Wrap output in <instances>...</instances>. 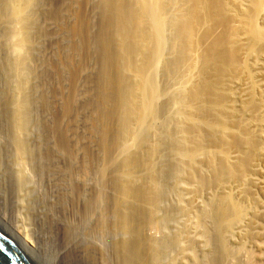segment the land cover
<instances>
[{
    "label": "bare ground",
    "instance_id": "bare-ground-1",
    "mask_svg": "<svg viewBox=\"0 0 264 264\" xmlns=\"http://www.w3.org/2000/svg\"><path fill=\"white\" fill-rule=\"evenodd\" d=\"M0 32V128L19 170L50 164L60 204L49 211L70 202L82 225L96 216L94 234L121 241L120 264H162L157 241H207L208 256L191 264H228L252 242L258 260L246 253L235 264H264V180L254 177L264 165V0H0ZM17 169L13 188L24 196L34 185ZM26 196L15 221L0 215L47 261L57 249L50 264L63 263L64 250L34 229ZM167 203L184 222L158 217ZM51 220L52 241H77L74 219ZM235 227L251 241L232 249Z\"/></svg>",
    "mask_w": 264,
    "mask_h": 264
},
{
    "label": "rangeland",
    "instance_id": "rangeland-1",
    "mask_svg": "<svg viewBox=\"0 0 264 264\" xmlns=\"http://www.w3.org/2000/svg\"><path fill=\"white\" fill-rule=\"evenodd\" d=\"M0 37H1V35H0ZM47 43L48 44H45L46 45L45 47H47V49H48L49 46H50V43L49 42H47ZM44 49L47 50L46 48H44ZM43 53H45V51ZM42 55H44V54H42ZM42 55L40 54V56H42ZM2 79L4 80V78H2ZM258 81L261 84H263L262 81H264V77H262V78L259 77L258 78ZM38 110L39 111H37V116L40 119L41 117H44L45 114H42V113H44L43 111L40 112V110H42V109L38 108ZM3 128L4 127L2 125V128H0V146L2 145L6 149L4 147L2 148L5 151V152H2L3 153V156L5 155L4 156L5 158H2L4 160H3V162L2 161L0 162V212H1V214H3V215L5 214L4 216L7 215L8 220L10 219V221H12L13 220V216H12L13 215V211L17 209V206H16L17 203L16 202L19 199L25 198V196L29 193V197L26 196L27 197L26 200L28 201V199H29V201H31V202H29V204L32 205V203H33V206L36 204V206H34V214L37 216V212H40L41 211V214L39 213L38 216H37V217H39V219L36 218V216H34L35 219H38V221L34 219V222H36V223L33 224L35 226L31 225V228L33 226L34 229H36L39 232V235L40 236H43V235L46 236L45 239H47V238L49 239L50 238V240H51L52 243L55 242L54 246H58V248H60L62 251L64 250V252H65L64 258L65 259L62 260L63 263L65 261L64 264H67V263H69V264H88V263L89 264H120V261H119L120 255H118L117 244H119V242H121V241H113L114 239L112 237L110 238V236L108 234L104 233V232H102L101 234H94L95 227H96L97 223H99L98 220H97V218H96V216H93V219L88 224L84 223L82 225L81 221L79 222V220H78L79 219V215L78 216H75L76 214H74L75 217H73V213L74 212H72L70 210L68 211V207L70 205V202H67L64 207L61 205L63 207L62 210H61V206L60 205L58 206V207H60V209L57 207L55 209V212H52V211H54L53 208H52V210L50 209L51 214L55 213V214H53L54 219L52 218V215L49 216V213L46 214V212H50L47 207L50 206L53 202L54 203L56 202L55 203L56 206L58 204H60V202L57 204V201L59 199L56 198L57 197V194H56L57 192L55 193L56 189L54 190V188H55L54 185L55 184L53 185V183H52V180H53V178L51 177L52 175L50 176L49 173H47V171L45 170L46 166L48 167V166H50V164H46L45 162H42L40 160L38 162H35L34 165L31 164L32 167L30 165L28 167V164H26L27 167H28L27 169H25L26 167L24 165H22L23 166V168H22V166L19 164L20 169L21 170L23 169L22 171L24 172V174L26 173L27 174L26 176H28L30 179L27 178V177L26 178L29 181H32L33 182L32 183V182L26 181V183L29 184L28 186H30V185L33 186L34 185L33 186L34 188L32 187L31 190H30V188H28L27 185H26L25 186L26 188L24 189L25 192L23 191V194L25 193L24 196H21L22 194L19 195L17 193V191L15 190L16 189L15 187H16L17 183L15 182V176H13L16 173L13 174V170L16 172V169L18 168V165L16 166L15 164H17V162H19V160H18V157H15V154H17V153H14L16 151L14 150V147L11 145V140H13L12 137H11V133L9 132V129H7V127H5L4 129ZM10 145L13 148H11ZM9 146H10V149L8 150ZM97 158L98 157H96V163H95L94 169H98V167H99L98 166L99 163H98ZM157 158H158V160H156V161L158 162L157 163V166L158 167H163V166L167 165L166 162L169 159H167L168 158V153H166V151L161 152L157 156ZM40 162L45 163L44 164L45 166L43 165L44 166L43 167L44 169L40 167V164H41ZM14 166H16V167H14ZM36 166H38V167H36ZM14 168H16V169H14ZM28 169H30V170H28ZM42 169L44 171H46L45 172L46 175L47 174L49 175V176L47 175L49 179L46 177V175L43 172H41V175H40V171H42ZM255 169L257 171V173L255 172V176H254L257 179L256 183L257 184L258 183H262L263 180H264V174L262 173V170L264 169V165H259V166L255 167ZM17 170H19V168ZM21 170H19V171H21ZM31 170H32V172H31ZM52 170H54V169L52 168ZM33 173H34V175H33ZM31 174H32L34 180H32ZM11 176L13 177V180H11L12 179ZM24 177H25V175H24ZM42 177H43V179H42ZM50 179H52V180H50ZM35 180H37V181H35ZM168 180L169 181L167 182V187L169 188L171 186V184H173L174 179H168ZM10 182L12 184H13V182H14V184L15 183L16 184L12 186V184ZM7 183H9V184H7ZM257 184L255 185V187L256 186H258V187L257 188L254 187V189H255L254 191H257L258 194H257V192H255L256 193L255 196L257 198H259V199H262L261 188L259 186V185L262 186V184H259V185H257ZM11 189L14 190L15 192L14 191H11ZM29 190H30V192H28ZM210 191H212V190H210ZM210 191L208 189L207 193L205 192V201H206L207 197H209ZM13 193H14V195L16 197L13 195ZM184 194L186 195L187 198L191 196V194L188 193L187 190L184 191ZM235 194H236L235 196H236V198L238 200L241 199L242 202H244L243 200H246L242 194L240 195L238 193V189L235 191ZM17 195H18V197H17ZM13 197H15L16 200ZM30 197L33 200L36 198V200L38 202L35 201V200L33 201ZM66 197L67 198H65V199L72 200L69 196L66 195ZM55 198L58 199V200L55 201L56 200ZM13 199H14V201H13ZM54 203H53V207L55 206ZM26 204H27V202H26ZM245 204L247 206H249L250 209H251V210H249V213L250 212L253 213L254 209H253V205H251L252 208L250 206L251 202H246L245 201ZM43 205H45V206H43ZM41 206L44 207V208L42 209ZM51 207H52V205L50 206V208ZM14 208H16V209H14ZM161 208H160V210L158 212V217L169 219V223H172L173 222L172 221L173 220V216H177V219H179V222H184L185 219H186V217L185 216L182 217L183 215L181 216V214L179 212H175V209H174L172 203L171 204H169V203L164 204ZM35 209L40 210V211H37L36 210L37 211L36 212ZM60 210L63 211L62 214H60L61 213ZM43 212L46 215L49 216V217L47 216L48 217V220H46L47 218L44 217L46 215ZM69 212H72V213L69 214ZM56 213H59V215L58 214L56 215ZM60 215L62 217H60ZM42 216L44 217V219H43ZM57 216H59L58 217L59 220H58ZM68 216H69V218L71 217L70 219H74L73 222H76V224L75 223H71L72 220L69 221L70 219H68ZM77 217H78V219H77ZM60 218H64L65 220L67 219L66 220L67 224L68 223L69 224H75V226H74L75 228H77V229H78V227L80 228L79 230L76 229L77 231L74 230V231H76L75 233H77V235L79 233V235H78L79 237L78 236H74L77 241H75V240H72V241H52L50 235H52V233H53L54 230H53V227L52 228L49 227V225L51 224V223L49 224V222L52 219L51 221H55L56 220L55 223L56 222L58 223V221L60 222L62 220V219L60 220ZM64 219L62 220L63 223L65 222ZM43 220H44V223H43ZM13 221H15V219ZM77 221L81 225H79L77 223ZM45 222L46 223L48 222L49 225L48 224H45ZM82 226H83V228L86 229V230L84 229L86 232H83L84 230L82 231V229H83ZM240 231H241V229L239 227H235L231 232H229L227 234V238L228 239L230 238L229 241H228V245L231 246L232 249L233 248H236L237 246H239V244L241 246L242 243L243 244L244 243H247L246 241H251V240H246V239H244L242 237L240 238V236H241L240 235V233H241ZM235 232H237L239 235H237V233H235ZM80 233H82V236H84L86 233L88 235L91 234V236H89L90 238L88 237L87 234L85 235V236H87L86 237L87 238L86 240H89V239L90 240L89 241H83L84 238H85V236L83 237V240H82V236L80 235ZM159 234L160 233H158V235ZM74 235H76V234H74ZM161 235H162V232H161V234L159 236H161ZM79 238H80V241L78 240ZM242 239H244V242H243ZM255 241H257V240H255ZM39 243L42 244L43 241L42 242H39ZM157 243H159L161 245V247H162V249H161V256H162L161 257V261H162V264H191L195 258L201 259V258H203L206 255V253H207V256H208V253L210 252V250L208 249L209 246H210V244L207 243V241H157ZM246 248H247V250L246 251L244 250L245 251V255L242 252L243 254L241 253L242 255L239 256V258H241V259H238L237 258L238 259L237 260L236 257H234V258H230L226 262H228V264H235L237 261H243V260L246 261L247 258H249V254L251 256L253 253H254L253 257L255 255H257L253 259L254 260H258V257L260 256V254L258 252V249L255 248L254 244L252 242H249V243L246 244ZM244 249H245V246H244ZM56 250H51L50 252H48V257H47L48 261H49V259L51 257L52 252H55L54 253V257H55ZM249 250L251 251V253L249 252ZM256 250H257V252H256ZM246 253L248 255L247 258H246V256H247ZM84 257H86V259ZM87 257H88V259H87ZM66 258L69 259V260H73V261L70 263V261L67 260ZM56 260L59 261V256L56 257ZM56 260H55V258H53V260H51V264H59V263L56 262ZM66 260H67V263H66ZM63 263H61V264H63Z\"/></svg>",
    "mask_w": 264,
    "mask_h": 264
},
{
    "label": "water",
    "instance_id": "water-1",
    "mask_svg": "<svg viewBox=\"0 0 264 264\" xmlns=\"http://www.w3.org/2000/svg\"><path fill=\"white\" fill-rule=\"evenodd\" d=\"M0 264H50L0 215Z\"/></svg>",
    "mask_w": 264,
    "mask_h": 264
}]
</instances>
